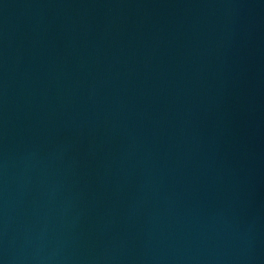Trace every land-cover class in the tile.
I'll list each match as a JSON object with an SVG mask.
<instances>
[{
	"label": "water",
	"instance_id": "95a60500",
	"mask_svg": "<svg viewBox=\"0 0 264 264\" xmlns=\"http://www.w3.org/2000/svg\"><path fill=\"white\" fill-rule=\"evenodd\" d=\"M0 264H264V0H0Z\"/></svg>",
	"mask_w": 264,
	"mask_h": 264
}]
</instances>
